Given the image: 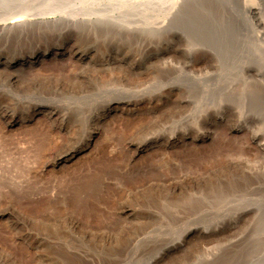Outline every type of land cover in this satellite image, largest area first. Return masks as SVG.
<instances>
[{
    "label": "rangeland",
    "instance_id": "obj_1",
    "mask_svg": "<svg viewBox=\"0 0 264 264\" xmlns=\"http://www.w3.org/2000/svg\"><path fill=\"white\" fill-rule=\"evenodd\" d=\"M44 2L2 16L27 20L0 33V264H264V38L242 1L122 24Z\"/></svg>",
    "mask_w": 264,
    "mask_h": 264
},
{
    "label": "bare ground",
    "instance_id": "obj_2",
    "mask_svg": "<svg viewBox=\"0 0 264 264\" xmlns=\"http://www.w3.org/2000/svg\"><path fill=\"white\" fill-rule=\"evenodd\" d=\"M45 0H0V33L3 31V30H7V28L8 27H12V25L14 26V24L16 25L17 23H18V21L19 22H25L27 19H22V17L21 18H19V16L17 17V18H15V19H13V21H11L9 24H8V22H3L2 20V16H3V13L4 12H8L9 10L11 11V12H13L14 10L13 9H15L16 10V8H18L19 10H21V12H24V13H26V12H29V11H35V10H37L38 9V7H39V5H40V3H43ZM185 1V0H184ZM182 2V0H94V2L95 3H91V4H87L88 5V7H87V5H85V6H82V7H80V8H77V9H75V10H73L75 13H79L80 11H82V13H83V11H85L86 13H88L89 12V14H90V12H91V14L90 15H92L93 13L92 12H95L94 13V20L95 21H100V22H109V23H116L117 24V22H120L119 24H122L121 23V21L122 20H126L127 21V19L129 18V16L128 15H131V17L129 18V20L130 19H133V16L132 15H137V13L138 12H140V10L143 12V14L145 13L146 15H148V14H151L152 15V13H157V12H161L162 14H166L167 15V13L168 12H170V11H174V9H177L179 6H180V4H181V2H182V5H184L183 3H185V2ZM242 1V11L244 12L243 13V15L245 14V18H247L248 19V21H249V23L247 24L246 23V25L250 28V31H251V28H252V31L254 30V32H255V34L259 37V39H261L262 37L264 38V24H262V18H261V16H264V15H261L260 14V4L256 1V0H241ZM45 2H48V5H50V6H56V5H58L60 2H63V0H47V1H45ZM44 2V3H45ZM102 5V8L104 9V10H106V12H104V13H102V14H97L96 15V13H100V12H96L95 10H97L98 9V7H97V5ZM42 5V4H41ZM96 5V9H95V7L93 8V6H95ZM47 6V5H46ZM45 6V7H46ZM59 6L61 7V5L59 4ZM58 6V7H59ZM57 7V6H56ZM90 7V8H89ZM99 7H101V6H99ZM182 7V6H181ZM40 8H42L41 6H40ZM48 8V7H47ZM47 8H43V10L44 9H47ZM50 8V7H49ZM62 8V7H61ZM94 9V11L92 10V9ZM51 9H53L52 7H51ZM55 9V8H54ZM92 11H91V10ZM181 9V8H180ZM178 10V9H177ZM38 11H39V9H38ZM176 11V10H175ZM174 11V12H175ZM261 11H262V9H261ZM101 12H102V9H101ZM174 12H171V16H172V13H174ZM9 13V12H8ZM45 13H47V11L45 12ZM70 13V12H69ZM68 13V14H69ZM148 13V14H147ZM35 14V13H34ZM67 14V15H68ZM73 14V13H72ZM71 13H70V15H72ZM81 14V13H80ZM36 15V14H35ZM82 16L84 15V13L83 14H81ZM88 15V14H87ZM86 15V16H87ZM125 15H127V17L128 18H126V19H122V18H124V17H122V16H125ZM166 15H163V16H166ZM27 16H29V15H27ZM69 16V15H68ZM72 16H74V17H76L77 18V16H76V14L75 15H72ZM71 16V17H72ZM139 16V15H138ZM168 16H169V13H168ZM33 17V16H32ZM35 17V16H34ZM87 17H89V15L87 16ZM91 17V16H90ZM89 17V18H90ZM137 17V16H136ZM135 17V18H136ZM147 17V16H146ZM153 17H155V16H153ZM170 17V16H169ZM24 18V17H23ZM27 18V17H26ZM69 18H70V16H69ZM68 18V19H69ZM84 18V17H83ZM157 18H158V20H159V17L157 16ZM4 19H6V17L4 18ZM67 19V18H66ZM91 19V18H90ZM149 18H147V20H148ZM155 19V18H154ZM162 18H160V23H161V20ZM22 20V21H21ZM146 20V19H145ZM150 20V19H149ZM167 21H168V19H166ZM7 21V20H6ZM124 21H123V23H124ZM153 21H155V20H153ZM263 21H264V18H263ZM22 22V23H23ZM148 22V21H147ZM163 22V21H162ZM164 22H165V19H164ZM131 23H132V21H131ZM149 23H150V21H149ZM148 23V24H149ZM20 24V23H19ZM125 24V23H124ZM165 24H166V22H165ZM126 25H129L130 26V21L128 22V24H126ZM157 25H158V27L160 26V24H157L156 23V27H157ZM163 25V24H162ZM121 26V25H120ZM148 26V25H147ZM150 26V25H149ZM148 26V27H149ZM261 26H263V29H260V27ZM137 27V26H136ZM157 27V28H158ZM162 27V26H161ZM163 27H164V25H163ZM145 28V27H144ZM150 28H151V26H150ZM155 29V27H152V29ZM156 28V29H157ZM160 28V27H159ZM9 29V28H8ZM133 31V30H132ZM136 31V30H135ZM251 31V32H252ZM252 34H254V33H252ZM255 36V35H254ZM258 37H256V40L258 39ZM262 38V39H263ZM259 41V40H258ZM264 41V40H263ZM261 42V41H260ZM263 43V42H262ZM54 54H57L58 52L57 51H55V52H53ZM45 54H46V52L45 51H41V52H38V53H36L35 54V56L33 57V59L30 61L29 60V63L31 64V62L32 63H37V62H39V60L42 58V57H44L45 56ZM53 54V55H54ZM28 63V64H29ZM27 65V64H26ZM25 67V66H24ZM114 110V106H109V107H107V113H110V112H112ZM39 114H41V115H45L46 117V120L49 122V124H52L51 126H54V125H58V127L59 128H62L63 129V131L66 133L67 132V126H66V128H64V126L62 125V123H61V121H59L58 120V116H57V114H59V113H57V112H53V110L52 111H47V113H45V112H43V110L42 111H39L38 112ZM57 113V114H56ZM106 113V114H107ZM107 116V115H106ZM21 118V117H20ZM23 118V117H22ZM60 118V117H59ZM62 120V119H61ZM45 121V120H44ZM46 121V122H47ZM64 121V120H63ZM92 121V122H91ZM91 121H90V123L92 124V123H96L97 125L98 124H100L101 125V123H103V121H104V117L103 118H101V119H95V118H93V119H91ZM48 122H47V124H48ZM19 124V123H18ZM64 124V123H63ZM65 125V124H64ZM90 125V124H89ZM99 125V126H100ZM85 131H87L86 129H85ZM76 135V134H75ZM78 135H80V133L78 134ZM207 135V134H206ZM45 137V136H44ZM76 138V137H75ZM172 139H174V140H171V141H175V138H172ZM41 140H43V139H41ZM76 140V139H75ZM74 140V141H75ZM92 144H94V135H93V132L92 131H87V132H83L78 138H77V140L75 141V143L73 144V145H71V148L69 149V153H68V155H67V157H66V160H72L73 158H75V157H77V155L80 153V152H84L85 150H87L90 146H92ZM70 146V145H69ZM68 150V149H67ZM64 157V156H63Z\"/></svg>",
    "mask_w": 264,
    "mask_h": 264
}]
</instances>
